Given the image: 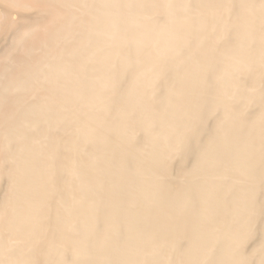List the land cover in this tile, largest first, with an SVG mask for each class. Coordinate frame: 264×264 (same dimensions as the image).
<instances>
[{
  "label": "bare ground",
  "instance_id": "obj_1",
  "mask_svg": "<svg viewBox=\"0 0 264 264\" xmlns=\"http://www.w3.org/2000/svg\"><path fill=\"white\" fill-rule=\"evenodd\" d=\"M1 38L0 264H264V0H0Z\"/></svg>",
  "mask_w": 264,
  "mask_h": 264
},
{
  "label": "rangeland",
  "instance_id": "obj_2",
  "mask_svg": "<svg viewBox=\"0 0 264 264\" xmlns=\"http://www.w3.org/2000/svg\"><path fill=\"white\" fill-rule=\"evenodd\" d=\"M27 12L29 13L30 11H27ZM2 39H3V38L0 39V43H2ZM3 41H5V40H3Z\"/></svg>",
  "mask_w": 264,
  "mask_h": 264
}]
</instances>
